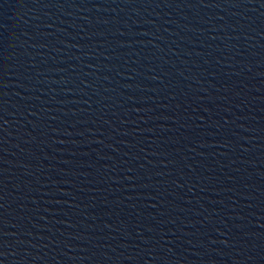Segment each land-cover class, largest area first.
<instances>
[{
  "label": "water",
  "instance_id": "95a60500",
  "mask_svg": "<svg viewBox=\"0 0 264 264\" xmlns=\"http://www.w3.org/2000/svg\"><path fill=\"white\" fill-rule=\"evenodd\" d=\"M0 264H264V0H0Z\"/></svg>",
  "mask_w": 264,
  "mask_h": 264
}]
</instances>
